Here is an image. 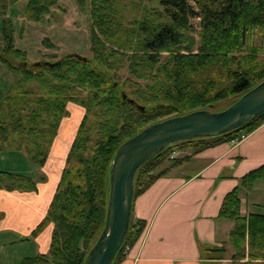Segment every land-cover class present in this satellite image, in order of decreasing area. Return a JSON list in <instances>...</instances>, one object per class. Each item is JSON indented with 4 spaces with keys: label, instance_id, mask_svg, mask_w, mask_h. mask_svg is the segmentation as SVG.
Returning <instances> with one entry per match:
<instances>
[{
    "label": "trees",
    "instance_id": "16d2710c",
    "mask_svg": "<svg viewBox=\"0 0 264 264\" xmlns=\"http://www.w3.org/2000/svg\"><path fill=\"white\" fill-rule=\"evenodd\" d=\"M20 1L0 0V68L3 65L16 77L0 103V153L23 152L31 164L42 168L67 105H78L85 115L46 216L31 233L34 239L52 225L48 251L23 258L19 264H84L104 226L109 173L118 148L157 122L208 111L230 100L227 109L264 80V58L260 60L264 49L248 42L250 33L264 30V0H126L134 12L127 27L120 22L117 5L123 0H89L93 58L47 54L35 62L27 61L13 44L7 11ZM57 5L58 0H27L24 14L27 20L39 22ZM191 19L199 20L197 39L191 34ZM42 44L46 49L56 47L49 40ZM123 63L136 82L131 78L120 82ZM89 120L98 129L95 140ZM263 123L264 115L226 134L170 144L137 170L133 200L165 174L156 172L162 163L176 166L186 160L170 159L174 152L194 153L220 142L241 141ZM259 180L264 181V165L241 183L249 187ZM44 181L0 170V190L7 192H37V183ZM239 209L234 189L220 210L221 217L234 222L229 235L232 260L264 264V216L244 218ZM141 231L131 216L128 235L112 264L122 259L124 248Z\"/></svg>",
    "mask_w": 264,
    "mask_h": 264
},
{
    "label": "crops",
    "instance_id": "0c3cea01",
    "mask_svg": "<svg viewBox=\"0 0 264 264\" xmlns=\"http://www.w3.org/2000/svg\"><path fill=\"white\" fill-rule=\"evenodd\" d=\"M64 119L60 131L65 125L70 132ZM71 137L66 156L75 136ZM53 144L46 164L42 168L26 166L29 172L23 176L34 177L46 168L53 169L50 156L56 146H61L58 135ZM21 153L2 152L0 167L2 162H10L4 157L22 156ZM174 155L173 159L186 160L176 166L169 161L162 163L156 172L165 174L133 200L131 216L140 223L142 231L126 246L128 250L116 264H234L229 236L234 222L221 217L220 210L225 197L237 189L240 216H264V181L249 187L241 183L248 173L264 165V123L241 141L220 142L194 153L187 149ZM60 176L51 174L46 183L37 184V192L0 190V232L19 227V232L31 235L46 216ZM49 228L46 226L35 238L38 253L47 249ZM210 249L219 251H207Z\"/></svg>",
    "mask_w": 264,
    "mask_h": 264
},
{
    "label": "rangeland",
    "instance_id": "374dc122",
    "mask_svg": "<svg viewBox=\"0 0 264 264\" xmlns=\"http://www.w3.org/2000/svg\"><path fill=\"white\" fill-rule=\"evenodd\" d=\"M135 1L138 2L139 0ZM26 3L27 0H21L20 2L10 6L7 11V17L10 19L12 24L14 47L20 49L25 53L27 61L35 62L41 60L43 56L47 54H55L59 56L62 54L71 53L86 57L88 59L93 58V54L90 51L89 42V0H86V2L83 4H80L77 0H58V5L55 8L50 9L49 13L45 15L44 19L39 22L26 19L24 14V7ZM145 3H148L147 0H145ZM117 5L118 10L122 12V20L120 22L125 27L130 26L129 22L133 20L132 16L134 15V12L131 9L128 1H120ZM139 8L144 10V6L142 4L139 6ZM154 8H157L156 5H154ZM198 22V19L190 20V23L192 25L191 34L196 39L197 33L199 32ZM45 40H49L56 47L54 49H46V47H44L42 44V42ZM248 42L252 43V45L254 46H261L264 49V30H256L250 33ZM1 45L0 23V49L2 48ZM162 55L163 57L167 56L166 53H163ZM263 58L264 55L260 56V60H262ZM123 65L124 66L122 67V69L118 72L120 82H124L126 79L131 78L127 71V63H123ZM15 80L16 77L14 76V74L9 73L2 65L0 68V103L3 101L5 94L11 86V83H13ZM131 80L136 82V80H134L133 78H131ZM137 81L139 82V85L144 84V82L141 80ZM230 102L231 101L228 100L225 102L217 103L213 108H209L208 111L211 113L221 112L230 104ZM84 115L85 110L78 105L72 103H69L67 105V115L64 121H67V124L70 126V132L68 129L69 127H66L65 125L62 128V132L59 128L57 135L61 146L59 148L56 146L54 155L52 154V156H50V161L52 162L53 169L47 170L46 168V170H43L44 172L35 175L34 178H43L45 180L43 183H46L49 176L54 172L57 177L61 175L62 170L66 166L65 153H67L66 151L70 145V137L72 135V139L75 136L80 120ZM89 124L92 129L90 131L91 137L93 138V140H95L96 135H98V129L93 128L92 120L89 122ZM57 152H61L62 155L57 156ZM21 155L23 157L18 155L11 157V154L9 155L10 158L4 157V159H9L10 162H2V167H0V170L12 174H27V172L29 171L25 167H33V165L28 162L23 153H21ZM173 155L174 153L171 154L170 159L175 156ZM2 156V153H0V157ZM13 163H16L17 165H12ZM48 166L49 164L47 165V167ZM58 182L59 178L56 182V185L58 184ZM53 193H55V189ZM20 209H22V207ZM12 225L13 221L11 220V227ZM52 228V225H50V228L47 230L48 246L47 249L42 253H47L48 251ZM18 229L19 227H13L11 228V231L2 230L0 232V264H19L23 258L33 256L39 252L37 242L35 241L36 239H31V235L25 236V234L19 232Z\"/></svg>",
    "mask_w": 264,
    "mask_h": 264
},
{
    "label": "water",
    "instance_id": "95a60500",
    "mask_svg": "<svg viewBox=\"0 0 264 264\" xmlns=\"http://www.w3.org/2000/svg\"><path fill=\"white\" fill-rule=\"evenodd\" d=\"M129 102L133 103L132 100ZM263 115L264 80L221 112L202 110L169 118L148 126L125 141L118 148L109 173L104 226L84 264H112L123 246L131 220L134 177L141 166L170 144L226 134Z\"/></svg>",
    "mask_w": 264,
    "mask_h": 264
},
{
    "label": "built area",
    "instance_id": "2783aa9c",
    "mask_svg": "<svg viewBox=\"0 0 264 264\" xmlns=\"http://www.w3.org/2000/svg\"><path fill=\"white\" fill-rule=\"evenodd\" d=\"M243 138H245V137H242V139H243ZM242 139H241V140H242ZM232 142H238V141H232ZM127 250H128V248L125 247L124 250H123V252H122V255H123V256L125 255V253H126Z\"/></svg>",
    "mask_w": 264,
    "mask_h": 264
}]
</instances>
